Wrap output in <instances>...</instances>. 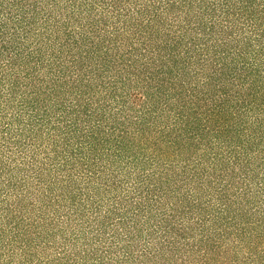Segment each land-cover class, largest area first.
Wrapping results in <instances>:
<instances>
[{
	"label": "trees",
	"instance_id": "16d2710c",
	"mask_svg": "<svg viewBox=\"0 0 264 264\" xmlns=\"http://www.w3.org/2000/svg\"><path fill=\"white\" fill-rule=\"evenodd\" d=\"M0 264H264V0H0Z\"/></svg>",
	"mask_w": 264,
	"mask_h": 264
}]
</instances>
